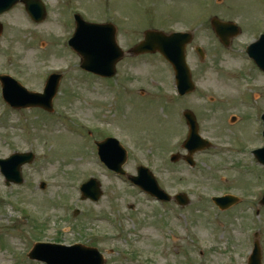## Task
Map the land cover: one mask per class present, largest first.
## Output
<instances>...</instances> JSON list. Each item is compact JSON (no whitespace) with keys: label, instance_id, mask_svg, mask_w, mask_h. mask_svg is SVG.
I'll return each mask as SVG.
<instances>
[{"label":"rangeland","instance_id":"374dc122","mask_svg":"<svg viewBox=\"0 0 264 264\" xmlns=\"http://www.w3.org/2000/svg\"><path fill=\"white\" fill-rule=\"evenodd\" d=\"M42 1L47 8L43 23H33L21 3L0 16V74L30 92H42L51 73L63 76L52 113L4 106L0 85V158L14 152L36 155L23 167L22 185L7 187L0 173V264H45L27 256L39 240L96 247L106 264H248L253 232L264 264V167L253 157L263 141L264 74L245 55V44L264 32V0ZM73 13L87 22L114 24L126 52L146 30L169 33L194 24L195 43L202 44L210 61L220 52L222 69L231 74L223 75L222 85L216 79L207 83V77L201 81L221 95L222 110L197 98L176 104L170 67L158 53L138 61L126 54L110 80L84 73L80 57L68 46ZM213 17L241 29L228 49L217 47L209 31L198 30ZM225 49L238 51V59ZM243 68L251 80L241 76ZM250 81L243 101L255 112L238 101L241 85ZM191 104L201 111V132L216 144L194 156V169L183 160L170 162L172 154H186L173 144L183 135V128L174 125L176 107L192 109ZM110 135L129 152L128 175H136L143 164L169 194L186 193L189 205L173 202L163 209L135 191L127 176L106 171L97 143ZM91 178L103 191L97 203L79 197L78 186ZM227 193L243 200L221 211L211 198ZM76 208L80 212L74 216Z\"/></svg>","mask_w":264,"mask_h":264},{"label":"water","instance_id":"95a60500","mask_svg":"<svg viewBox=\"0 0 264 264\" xmlns=\"http://www.w3.org/2000/svg\"><path fill=\"white\" fill-rule=\"evenodd\" d=\"M19 1L25 3L35 20L42 21L45 18L46 11L40 0H0V14L12 8ZM76 21V32L70 44L81 55L82 67L87 71L104 77H113L116 73L117 63L125 55L117 44L116 28L112 24L87 23L79 16L76 17ZM213 26L222 42L226 45L229 37L238 34L236 28H230L227 24L220 23L217 20H213ZM1 29L0 25V31ZM228 31H230V34L227 33ZM190 39L191 37L188 34L166 35L159 31L150 30L146 31L144 40L132 50V53L137 55L158 51L163 54L177 70L179 88L181 89V93L185 94L192 89L190 73L185 60L186 45L190 42ZM248 52L257 65L264 71V35L249 48ZM0 79L5 87L4 97L12 106H41L51 111L52 99L56 94L61 77L58 75L50 77L45 95L27 92L10 77H0ZM188 120L193 126V132L186 147L193 153L196 149L205 148L207 144H201V146L195 148L194 144H200L197 139V129L189 115ZM113 148L121 156L112 157L117 156L109 153V149ZM99 150L102 160L109 168L118 173H124L122 166L126 161V154L116 140H107L105 143L99 144ZM255 154L259 161L264 164V149L256 151ZM33 157L32 154H16L8 160H0L2 172L5 174L8 183L11 181L19 184L23 182L21 168L26 163H32ZM176 159L177 157L173 158V160ZM188 160L191 161L190 158ZM139 174V177L132 178L137 185L159 199L168 200V197L160 191L148 170L140 168ZM83 190L85 193L84 198L98 200L102 195L100 185L95 180H91L85 184ZM215 201L222 209H225L233 205L237 199L233 197L215 198ZM181 203H186L185 198L181 199ZM262 204H264V198ZM29 257L31 259L46 261L48 264H104L103 257L97 249L86 248L81 245L63 247L39 244ZM261 259V248L256 243L249 264H261Z\"/></svg>","mask_w":264,"mask_h":264},{"label":"flooded vegetation","instance_id":"af4514ba","mask_svg":"<svg viewBox=\"0 0 264 264\" xmlns=\"http://www.w3.org/2000/svg\"><path fill=\"white\" fill-rule=\"evenodd\" d=\"M208 27V26H207ZM205 27V28H207ZM215 45L217 47H222V45L220 44V42L216 41ZM188 60H189V65L191 68V73H192V77L193 80L197 83V85L203 86L204 85V81H203V85L201 84V81L206 78V82L209 83L208 81L213 80L215 81V79L217 80L218 84L222 85V78L223 75H226L227 73H225L224 71H222V58H221V53H214L212 55V61H210V57L206 54V52L204 51V49L202 48V44L197 43L195 45H190L188 48ZM146 55L143 56H138V57H134V58H140V57H144ZM212 64V65H210ZM207 91L208 88H206ZM215 90V89H214ZM217 91V90H215ZM200 93V94H199ZM181 99L185 98L187 99V103H188V99L190 98H197L199 99L198 102H202V103H206V104H216L215 109H220L222 110V104L220 103V101L212 96L209 95L208 92L203 93L202 90H196L195 93L193 94H189L186 96H182L180 97ZM182 101V100H180ZM184 102V101H183ZM179 101L176 100V104L179 105ZM192 107V109H195L192 111V109H190L189 107H185L182 111V113L184 114L185 111L190 110L192 113L195 114V118L198 122V126L199 129L201 130V127L204 126V122L201 116V111L197 110L195 107L198 106L197 104H191L190 105ZM181 108V107H178ZM202 109V108H201Z\"/></svg>","mask_w":264,"mask_h":264},{"label":"bare ground","instance_id":"6f19581e","mask_svg":"<svg viewBox=\"0 0 264 264\" xmlns=\"http://www.w3.org/2000/svg\"><path fill=\"white\" fill-rule=\"evenodd\" d=\"M253 252V251H252Z\"/></svg>","mask_w":264,"mask_h":264}]
</instances>
